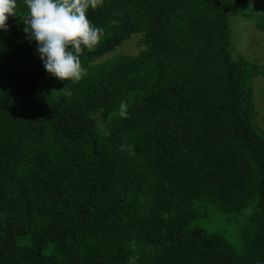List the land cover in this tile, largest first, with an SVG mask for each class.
Wrapping results in <instances>:
<instances>
[{
	"label": "trees",
	"instance_id": "trees-1",
	"mask_svg": "<svg viewBox=\"0 0 264 264\" xmlns=\"http://www.w3.org/2000/svg\"><path fill=\"white\" fill-rule=\"evenodd\" d=\"M254 1L99 0L100 41L69 82L17 0L0 31V264H264V65L235 45L241 18L264 32Z\"/></svg>",
	"mask_w": 264,
	"mask_h": 264
},
{
	"label": "clouds",
	"instance_id": "clouds-1",
	"mask_svg": "<svg viewBox=\"0 0 264 264\" xmlns=\"http://www.w3.org/2000/svg\"><path fill=\"white\" fill-rule=\"evenodd\" d=\"M23 2L27 8L23 30L30 41L36 42V52L45 70L62 81H80L86 74L80 55L85 48L96 46L103 32L87 16L89 9L97 8L99 0ZM12 15H17V0H0V31L7 30V21ZM127 114L122 101L119 115L126 117Z\"/></svg>",
	"mask_w": 264,
	"mask_h": 264
},
{
	"label": "rangeland",
	"instance_id": "rangeland-1",
	"mask_svg": "<svg viewBox=\"0 0 264 264\" xmlns=\"http://www.w3.org/2000/svg\"><path fill=\"white\" fill-rule=\"evenodd\" d=\"M253 6L257 8L254 12L255 16L264 14V0H255L253 2ZM237 28L239 29V33L241 32V34L240 36L238 35L239 37L236 40V49L247 56L248 59L253 60L255 63L264 65V32L257 30L251 21L247 22L246 19L242 18L237 24ZM136 45V43H130L125 45L121 50L127 53H131L134 51V47H136ZM255 87V90L258 93L261 92V95H263L261 96V101L257 92L255 95V103L257 109L259 111V114L263 115L264 106L261 105V103H264V76H262L257 81ZM257 121L264 129V121L261 119V116L258 117Z\"/></svg>",
	"mask_w": 264,
	"mask_h": 264
}]
</instances>
